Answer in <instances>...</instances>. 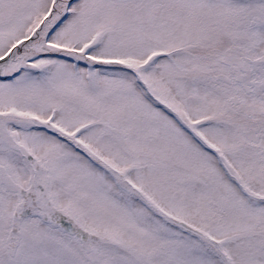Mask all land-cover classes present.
<instances>
[{
  "label": "snow or ice",
  "instance_id": "1",
  "mask_svg": "<svg viewBox=\"0 0 264 264\" xmlns=\"http://www.w3.org/2000/svg\"><path fill=\"white\" fill-rule=\"evenodd\" d=\"M0 264H264V0H0Z\"/></svg>",
  "mask_w": 264,
  "mask_h": 264
}]
</instances>
